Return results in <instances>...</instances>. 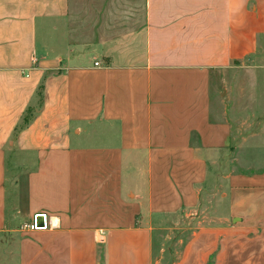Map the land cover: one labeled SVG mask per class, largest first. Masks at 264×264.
<instances>
[{
  "label": "crops",
  "instance_id": "obj_1",
  "mask_svg": "<svg viewBox=\"0 0 264 264\" xmlns=\"http://www.w3.org/2000/svg\"><path fill=\"white\" fill-rule=\"evenodd\" d=\"M263 56L264 0H0V264H154L208 181L171 264H264V128L209 85Z\"/></svg>",
  "mask_w": 264,
  "mask_h": 264
},
{
  "label": "rangeland",
  "instance_id": "obj_2",
  "mask_svg": "<svg viewBox=\"0 0 264 264\" xmlns=\"http://www.w3.org/2000/svg\"><path fill=\"white\" fill-rule=\"evenodd\" d=\"M117 7L120 10H127V5L130 0H114ZM223 73L219 74L216 71L215 78L210 80V87L217 89V95L219 99L222 97L225 100L227 93L231 90L235 92L230 100L235 105H241L245 98L249 102L245 101L247 108L237 110L233 112V118L236 124L233 126L234 133L240 134L241 131L248 136H255L257 134H263L262 128H264V56L258 60L255 58L244 60L242 62H234L231 67L222 69ZM223 75V76H222ZM202 81V80H201ZM223 88L225 93L223 94ZM241 89L243 94L241 95ZM234 90V91H233ZM247 90V91H246ZM247 94L245 95V93ZM222 95V96H221ZM224 96V97H223ZM240 107V106H238ZM245 120L247 127L239 125V123ZM246 128V129H245ZM264 131V130H263ZM256 139V138H255ZM254 139V142H255ZM237 144V143H235ZM233 154L240 156V153L234 145H232ZM246 155L247 152L245 151ZM250 157L257 156L256 150L250 151ZM245 155V156H246ZM201 173H205L201 169ZM203 187L199 192L197 198V205L194 207V211L197 210L194 218L186 216V211L182 212V215L178 213L177 217L172 216L159 222L158 228L155 233L154 240V264H171L175 259V253L181 248V241H185L193 230L201 226L214 225L219 220V216H222L225 207L221 204L219 207H215V203L221 197L213 182L210 181L203 183ZM155 225V224H154ZM156 227V225H155ZM163 249H165L163 251Z\"/></svg>",
  "mask_w": 264,
  "mask_h": 264
},
{
  "label": "water",
  "instance_id": "obj_3",
  "mask_svg": "<svg viewBox=\"0 0 264 264\" xmlns=\"http://www.w3.org/2000/svg\"><path fill=\"white\" fill-rule=\"evenodd\" d=\"M37 219H36V223H37V225H39V226H43L45 223V216L41 213V214H37Z\"/></svg>",
  "mask_w": 264,
  "mask_h": 264
},
{
  "label": "built area",
  "instance_id": "obj_4",
  "mask_svg": "<svg viewBox=\"0 0 264 264\" xmlns=\"http://www.w3.org/2000/svg\"><path fill=\"white\" fill-rule=\"evenodd\" d=\"M95 64L97 65V64H98V62H96ZM43 215L46 217V215H45V214H43ZM31 227H32V228H37V227H38V225H37V223H36V222H34V224H32V225H31Z\"/></svg>",
  "mask_w": 264,
  "mask_h": 264
}]
</instances>
